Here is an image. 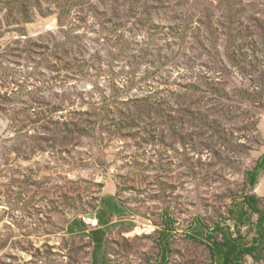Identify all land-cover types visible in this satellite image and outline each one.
<instances>
[{"label":"rangeland","instance_id":"1","mask_svg":"<svg viewBox=\"0 0 264 264\" xmlns=\"http://www.w3.org/2000/svg\"><path fill=\"white\" fill-rule=\"evenodd\" d=\"M227 238L264 264V0H0V264Z\"/></svg>","mask_w":264,"mask_h":264},{"label":"trees","instance_id":"2","mask_svg":"<svg viewBox=\"0 0 264 264\" xmlns=\"http://www.w3.org/2000/svg\"><path fill=\"white\" fill-rule=\"evenodd\" d=\"M248 201H250L251 207L255 209V199L250 198ZM232 243L233 241L227 238L225 244H217V246L212 249L214 258L221 259L223 264H239L247 255H253L256 251V248L254 247L250 249L241 248L239 250L237 244ZM229 248L231 251H229ZM224 251H229V253L226 254Z\"/></svg>","mask_w":264,"mask_h":264},{"label":"crops","instance_id":"3","mask_svg":"<svg viewBox=\"0 0 264 264\" xmlns=\"http://www.w3.org/2000/svg\"><path fill=\"white\" fill-rule=\"evenodd\" d=\"M97 221L99 223V225L101 224V217H97ZM104 225H107V223H104ZM102 232H105L103 228H101L100 230H96L95 232L92 233V236L95 235V233H102ZM88 233V232H87ZM94 234V235H93ZM93 242H94V239H93ZM96 253V252H95ZM94 253V255H95ZM97 263V262H96ZM95 264V263H94Z\"/></svg>","mask_w":264,"mask_h":264},{"label":"water","instance_id":"4","mask_svg":"<svg viewBox=\"0 0 264 264\" xmlns=\"http://www.w3.org/2000/svg\"><path fill=\"white\" fill-rule=\"evenodd\" d=\"M89 219L94 221V220H97V217L96 216H90Z\"/></svg>","mask_w":264,"mask_h":264},{"label":"bare ground","instance_id":"5","mask_svg":"<svg viewBox=\"0 0 264 264\" xmlns=\"http://www.w3.org/2000/svg\"><path fill=\"white\" fill-rule=\"evenodd\" d=\"M95 221V220H94ZM97 221V220H96ZM98 225V224H97Z\"/></svg>","mask_w":264,"mask_h":264}]
</instances>
